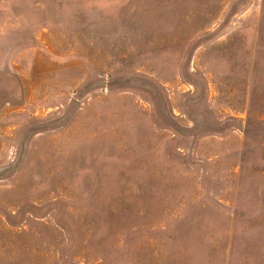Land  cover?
<instances>
[{
    "label": "rangeland",
    "instance_id": "1",
    "mask_svg": "<svg viewBox=\"0 0 264 264\" xmlns=\"http://www.w3.org/2000/svg\"><path fill=\"white\" fill-rule=\"evenodd\" d=\"M0 264H264V0H0Z\"/></svg>",
    "mask_w": 264,
    "mask_h": 264
}]
</instances>
